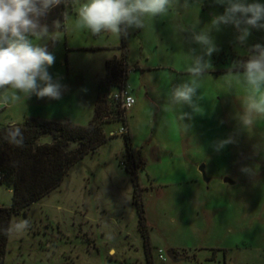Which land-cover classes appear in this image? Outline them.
<instances>
[{
  "label": "rangeland",
  "instance_id": "374dc122",
  "mask_svg": "<svg viewBox=\"0 0 264 264\" xmlns=\"http://www.w3.org/2000/svg\"><path fill=\"white\" fill-rule=\"evenodd\" d=\"M70 1L42 19L51 32L39 41L55 56L49 72L66 86L62 98H22L0 111V125L32 117L87 126L98 97L115 89L119 64L105 75L104 63L120 57L123 44L126 84L135 98L127 111L128 139L116 134L122 125L103 104L98 121L105 122L106 142L25 216H13L3 264H147L130 172L139 183L152 264H264V117L243 128L238 117L248 90L225 84L233 62L246 60L251 46L264 45V29H250L244 45L233 25L213 31L219 51L206 57L211 67L199 78L197 112L169 97L172 87L192 79L186 71L191 49L201 52L185 30L207 31L226 5L189 0L182 7L174 0L166 14L146 16L142 29L123 38L81 28L78 10L85 0ZM182 113H188L184 120ZM229 137L233 142L217 150V142ZM202 164L207 184L198 171ZM224 177L234 183L224 184ZM11 202V192L0 184V205ZM21 221L29 226L17 230Z\"/></svg>",
  "mask_w": 264,
  "mask_h": 264
},
{
  "label": "clouds",
  "instance_id": "9594fccd",
  "mask_svg": "<svg viewBox=\"0 0 264 264\" xmlns=\"http://www.w3.org/2000/svg\"><path fill=\"white\" fill-rule=\"evenodd\" d=\"M68 0H0V109L26 99L32 95L37 98L60 100L66 86L54 79L49 68L55 63V56L40 40L50 36V28L42 23L49 12ZM226 5L222 15L215 16L207 31L197 32L195 27L185 30L190 34V43L200 46L201 52L191 49L192 63L186 71L192 78L172 87L170 102L188 105L197 111L194 101L199 90V78L207 73L211 57L219 48L212 36L221 25H233L239 35L237 41L244 45L250 29H264V4L248 3L247 0H215ZM174 0H85L78 10V25L94 36L115 34L127 38L131 30L142 29L146 16L157 17L166 14ZM177 5L189 6V0H175ZM57 28L59 23H56ZM55 41L56 39H52ZM242 69V72L239 71ZM240 84L248 90L242 102L243 111L238 119L243 128L255 126L258 118L264 117V45L251 46L246 60H237L228 69L225 84L231 90L233 84ZM198 112V111H197ZM188 113L181 114V120ZM4 139L11 145L23 147L25 136L22 129L11 125ZM231 137L218 141L217 150L228 143ZM247 171V169H242ZM27 221L16 225L17 230L26 229ZM7 231V230H5Z\"/></svg>",
  "mask_w": 264,
  "mask_h": 264
},
{
  "label": "trees",
  "instance_id": "16d2710c",
  "mask_svg": "<svg viewBox=\"0 0 264 264\" xmlns=\"http://www.w3.org/2000/svg\"><path fill=\"white\" fill-rule=\"evenodd\" d=\"M119 49L123 50L120 57L114 56L105 62V75L113 74L115 64H119V72L117 77L115 76V88L123 65L127 64L124 45L122 44ZM104 79L105 77L101 83L106 82ZM105 95L102 99L98 97L94 115L87 126L76 125L69 120L56 121L32 117L25 118L20 125L13 124L24 132L23 147H16L6 142L4 136L11 125H0V184L12 194L10 207L0 205V264L4 262L13 216H25L29 206L60 186L70 169L79 160L94 153L106 142L107 138L103 131L105 122L98 121L103 113V104L110 113H113L115 121L120 122L122 112L110 109L104 99ZM44 137L49 138L48 141L40 142ZM125 137L128 139V135ZM126 170L129 172L127 167ZM130 173L133 186L132 202L138 215V229L142 236L147 264H152L148 258V230L144 208L138 194L139 183L135 174Z\"/></svg>",
  "mask_w": 264,
  "mask_h": 264
},
{
  "label": "built area",
  "instance_id": "2783aa9c",
  "mask_svg": "<svg viewBox=\"0 0 264 264\" xmlns=\"http://www.w3.org/2000/svg\"><path fill=\"white\" fill-rule=\"evenodd\" d=\"M128 70L129 68L127 64H124L116 88L113 91L108 92L104 96L106 104L110 109H115L122 112V115L120 116V123L122 126L118 130V132H116L117 135H128L129 129L127 123V111H129L135 104V98L131 94L130 89L126 84ZM4 109H0V111ZM113 135H115V132L109 133V136H113ZM0 178H1V174H0ZM158 258L162 261L165 260L162 251H159Z\"/></svg>",
  "mask_w": 264,
  "mask_h": 264
},
{
  "label": "water",
  "instance_id": "95a60500",
  "mask_svg": "<svg viewBox=\"0 0 264 264\" xmlns=\"http://www.w3.org/2000/svg\"><path fill=\"white\" fill-rule=\"evenodd\" d=\"M198 171H199V173H200V175H201V177H202V180L204 181V183H209V178H207V176H206V173H205V165L204 164H202V165H200L199 167H198ZM222 182L224 183V184H229V185H232L233 183H234V181L230 178V177H224L223 179H222ZM167 257L171 260V261H177L176 260V257L173 255V253L172 252H167Z\"/></svg>",
  "mask_w": 264,
  "mask_h": 264
},
{
  "label": "crops",
  "instance_id": "0c3cea01",
  "mask_svg": "<svg viewBox=\"0 0 264 264\" xmlns=\"http://www.w3.org/2000/svg\"><path fill=\"white\" fill-rule=\"evenodd\" d=\"M71 2V1H70ZM70 2L68 3V4H66L65 6H69L70 7ZM109 60V59H108ZM106 62V61H105ZM105 64V63H104ZM104 68H105V66H104ZM54 120H56V121H60V120H58V119H54ZM64 121H66V120H64ZM73 124H76V125H80V124H78V123H74V122H72ZM14 124V122H11V123H9V125H13ZM81 126V125H80ZM8 192H11L10 190H8ZM113 251V247H111L110 249H109V252H112Z\"/></svg>",
  "mask_w": 264,
  "mask_h": 264
},
{
  "label": "flooded vegetation",
  "instance_id": "af4514ba",
  "mask_svg": "<svg viewBox=\"0 0 264 264\" xmlns=\"http://www.w3.org/2000/svg\"><path fill=\"white\" fill-rule=\"evenodd\" d=\"M70 2V0H68V2L66 3V4H68ZM62 5H63V3H62ZM65 5V4H64Z\"/></svg>",
  "mask_w": 264,
  "mask_h": 264
}]
</instances>
